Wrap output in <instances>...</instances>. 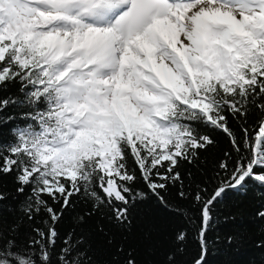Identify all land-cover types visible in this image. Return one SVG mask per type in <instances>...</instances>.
<instances>
[{"label": "snow or ice", "instance_id": "1", "mask_svg": "<svg viewBox=\"0 0 264 264\" xmlns=\"http://www.w3.org/2000/svg\"><path fill=\"white\" fill-rule=\"evenodd\" d=\"M8 124L0 189L11 177L17 204L0 211V264H98L78 229L98 214L130 225L149 195L185 221L165 256L181 264L191 217L173 190L199 205L191 264H206L216 203L264 187V0H0ZM211 133L229 147L195 182L182 168L216 145ZM108 264L137 260L118 245Z\"/></svg>", "mask_w": 264, "mask_h": 264}, {"label": "trees", "instance_id": "2", "mask_svg": "<svg viewBox=\"0 0 264 264\" xmlns=\"http://www.w3.org/2000/svg\"><path fill=\"white\" fill-rule=\"evenodd\" d=\"M4 95H19L16 87H13ZM21 111L19 108H11L3 115H9ZM19 123V121H17ZM14 124L0 126V141L10 139V129ZM235 127V122H233ZM216 145L201 154L198 166L184 164L182 171L191 172L195 182L204 181L209 175H213V169L221 158L224 150L229 147L227 139L219 133H211ZM216 182L208 184L207 190L211 192ZM187 183V176H186ZM204 184H201L203 187ZM8 194V199L0 206L5 217L11 218L12 211L17 204L15 199V185L11 177H5L2 181V189ZM173 196V205L180 204L184 215L191 217L187 225L188 239L185 251L178 257L181 264H191L193 257L199 253V243L196 228L199 224V205L189 201H177ZM80 209L78 208L77 211ZM264 210V187L255 182H249L246 192L229 191L216 203L213 209V223L208 231L209 250L206 264H264V219L257 216V212ZM131 223L127 226H117L101 215H95L87 219L82 226L93 245V252L98 264H108L116 253V247L122 245L125 251L132 250L137 264H165V256L172 251L171 238L178 227L185 223L181 216L174 214L168 208L162 206L150 195L142 202L137 203L131 211ZM71 226L66 217L61 226L66 231ZM103 228V232L99 229ZM232 237V242L228 238ZM113 241L112 244L108 240Z\"/></svg>", "mask_w": 264, "mask_h": 264}]
</instances>
